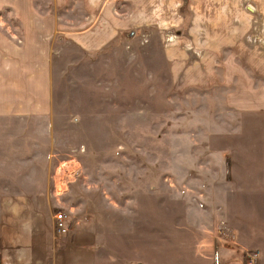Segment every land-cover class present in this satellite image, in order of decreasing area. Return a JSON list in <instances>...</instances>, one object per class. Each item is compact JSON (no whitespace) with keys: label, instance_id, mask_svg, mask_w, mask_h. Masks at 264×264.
Returning <instances> with one entry per match:
<instances>
[{"label":"rangeland","instance_id":"374dc122","mask_svg":"<svg viewBox=\"0 0 264 264\" xmlns=\"http://www.w3.org/2000/svg\"><path fill=\"white\" fill-rule=\"evenodd\" d=\"M88 2L59 11L51 113L0 117V246L26 215L47 264H264V115L227 100L264 109V0Z\"/></svg>","mask_w":264,"mask_h":264},{"label":"crops","instance_id":"0c3cea01","mask_svg":"<svg viewBox=\"0 0 264 264\" xmlns=\"http://www.w3.org/2000/svg\"><path fill=\"white\" fill-rule=\"evenodd\" d=\"M70 1L52 0V9L44 13L36 8V0H0V117H30L51 113L52 44L59 32V26H62V14H59V11L67 9ZM119 1L96 0L95 5L92 4V11L97 15V20L114 23L116 19L112 5ZM124 3L131 5V1ZM8 11L18 23L21 44L4 31L5 28L8 31V25L4 23V20L10 17H6ZM100 33L99 30L96 35ZM237 43H243L241 32L238 34ZM239 71L240 73L235 74L231 71L235 77L230 87H233L234 82V87H239L243 80L251 91L257 93V89L252 86L254 82L243 71ZM232 99L230 94L227 98L230 107L243 113L242 116L249 118L264 115V109L243 110L237 107ZM21 216L25 218L18 220L15 216L16 218L12 219L13 222L16 221L14 236L2 240L0 261L3 264H47L49 246L46 237L36 234L35 239L30 241V236L34 237L33 228L28 225L26 215ZM0 221L7 222L8 219L2 216ZM0 231L2 235L11 233L10 228L4 227L2 223ZM64 254L62 253L53 264H63L60 259Z\"/></svg>","mask_w":264,"mask_h":264},{"label":"built area","instance_id":"2783aa9c","mask_svg":"<svg viewBox=\"0 0 264 264\" xmlns=\"http://www.w3.org/2000/svg\"><path fill=\"white\" fill-rule=\"evenodd\" d=\"M57 196V195H56ZM67 218L68 216L64 214L63 212H59L55 214V230L58 233V235H65L68 233V224H67ZM0 264H3L2 261H0Z\"/></svg>","mask_w":264,"mask_h":264},{"label":"water","instance_id":"95a60500","mask_svg":"<svg viewBox=\"0 0 264 264\" xmlns=\"http://www.w3.org/2000/svg\"><path fill=\"white\" fill-rule=\"evenodd\" d=\"M183 1V6L184 8H186V6L188 5L189 3V0H182ZM247 10L250 11L252 14L256 15L257 14V11L255 9V7L253 6V4H249L247 6ZM179 31V30H178ZM177 31V34L180 35L181 34V31L178 32ZM136 35V32L135 31H131V32H125L122 34L121 38L122 39H128V40H131L135 37Z\"/></svg>","mask_w":264,"mask_h":264},{"label":"trees","instance_id":"16d2710c","mask_svg":"<svg viewBox=\"0 0 264 264\" xmlns=\"http://www.w3.org/2000/svg\"><path fill=\"white\" fill-rule=\"evenodd\" d=\"M51 260V259H50Z\"/></svg>","mask_w":264,"mask_h":264}]
</instances>
